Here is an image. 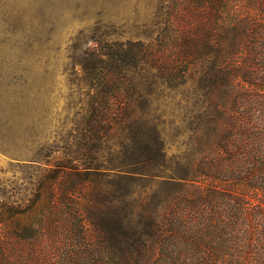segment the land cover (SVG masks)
<instances>
[{
    "label": "trees",
    "instance_id": "1",
    "mask_svg": "<svg viewBox=\"0 0 264 264\" xmlns=\"http://www.w3.org/2000/svg\"><path fill=\"white\" fill-rule=\"evenodd\" d=\"M186 15L169 66L140 41L79 57L98 86L76 134L26 197L0 179V264H264V0H187ZM198 64L201 122L169 155L126 76Z\"/></svg>",
    "mask_w": 264,
    "mask_h": 264
},
{
    "label": "rangeland",
    "instance_id": "2",
    "mask_svg": "<svg viewBox=\"0 0 264 264\" xmlns=\"http://www.w3.org/2000/svg\"><path fill=\"white\" fill-rule=\"evenodd\" d=\"M186 7L187 0H15L0 12V179L12 193L26 197L47 148L71 140L80 126L98 85L79 57L91 47L140 41L169 66L173 35L191 24ZM138 65L126 76L135 104L146 101V120L158 123L169 155L189 150L205 104L195 83L201 66Z\"/></svg>",
    "mask_w": 264,
    "mask_h": 264
},
{
    "label": "clouds",
    "instance_id": "3",
    "mask_svg": "<svg viewBox=\"0 0 264 264\" xmlns=\"http://www.w3.org/2000/svg\"><path fill=\"white\" fill-rule=\"evenodd\" d=\"M14 3L15 0H0V12L4 11Z\"/></svg>",
    "mask_w": 264,
    "mask_h": 264
}]
</instances>
